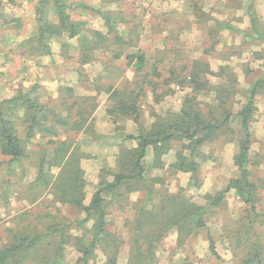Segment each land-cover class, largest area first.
<instances>
[{
    "label": "rangeland",
    "instance_id": "obj_1",
    "mask_svg": "<svg viewBox=\"0 0 264 264\" xmlns=\"http://www.w3.org/2000/svg\"><path fill=\"white\" fill-rule=\"evenodd\" d=\"M59 1L63 4L62 8H58L56 3H51L49 0L48 3L38 7L34 0H0V102L18 92L26 93L35 87L40 103L50 105L51 110L56 108L63 116L70 115L73 121L78 118L75 115L77 108L83 107L84 104L86 111L92 108L90 116H93L97 110L98 120L94 121V118L91 119L89 116L91 123L86 120L79 130L57 126L60 131L57 140L67 139L68 142H72L75 154L81 153L83 156L79 160L80 166L81 160L87 158L84 152L86 141L98 139L99 135L102 136L99 133L102 130L108 135L109 128L119 129L118 133L112 134L114 140L115 135L118 139L114 148H110L108 152L110 155L107 160L112 165L100 167L104 163L95 156L93 161L86 162L82 169L85 204L91 199L92 190L99 182L102 169L117 171L120 168L119 163L127 157L126 151L137 145V139H125L124 136H136L138 126L145 129L157 116H163L169 111H178L185 93L193 98L198 93L192 91V80L203 81L210 75L209 72L212 73L208 69L207 73L202 71L204 66L196 60L201 54L200 50L194 48V45L189 46L196 37L189 32V22L177 20L180 19L179 9L185 10L187 14L194 11L200 14L202 11V18L207 11L212 12V5L206 0H186L185 5L180 0ZM59 9L64 10L65 15L76 21L74 27L66 23L58 26L59 29L47 27L50 24H59ZM102 14L117 18L113 25L115 30L113 29L107 36H102L101 45L90 52L92 59H89L88 63H82L80 62L81 35L85 34L89 45H94L98 37L92 32L98 31L105 35L108 31L107 21ZM66 22L70 23L68 17ZM235 22L239 23L241 20ZM203 24L216 27L219 21L217 18L213 21L209 18L204 19ZM42 25L44 29L41 43H48L49 52L48 49L40 48L42 46L36 38L38 29ZM66 27L69 31H77V33L72 37L68 36V32H65ZM115 35L120 36L122 41H114ZM33 39L35 40L30 45ZM129 39L132 42L128 43ZM129 44L135 46L137 44V48L131 51L136 52L138 49L137 51L144 54L143 69L135 70L133 66L126 65L124 56L128 53L126 50L131 47ZM114 50L123 53L120 59L113 58ZM209 58L212 62V56L209 55ZM109 85L118 91L139 90L140 96L136 101L138 122L124 117L113 122L112 115L106 113V109L111 105L106 90ZM154 95L160 96L158 102L154 101ZM207 98V96H201L200 99L195 97L194 101L207 104ZM261 99L262 96L255 101L257 110L249 127L253 141L250 155L253 154L255 157L257 154L264 160V148L259 149L255 145L259 137L257 134L259 133L261 137L264 135L263 131L258 132L261 131L263 118L259 113L262 108ZM19 111L21 119L17 122L19 125L17 129L20 138L23 139L26 121L24 112ZM106 117L109 126L102 123ZM47 140V135L40 133L34 135L25 146L23 145L27 157L21 159V162H11L9 157L0 153V250L10 239L11 228H23L33 221H51L60 226L64 222L62 219H67L66 225L67 222L70 224L65 226L64 231L70 239L63 244L61 254L55 251L51 257L54 258L56 255L54 261L58 264H82L80 261L82 253L78 248L80 242L76 238H79L85 229L91 227L93 220L89 219L82 226L77 225L73 221L83 217L80 210L68 204L53 202V197L48 191L50 185L44 187L33 183L37 173L34 151H38ZM179 144L178 141H171L168 151L161 156L164 169L152 166L150 158H153V151L149 147L144 156L145 175L162 178L164 186L170 192H180L196 204L206 205L205 194L212 195L219 191L225 186L227 176L237 174L236 171L232 172L230 165L232 155L237 152V144L228 140L223 143L215 141L212 148L201 146V152L207 155L211 152L215 161L199 165L196 174L197 183L191 179L189 171L171 174L167 170L168 165L176 159L175 154L180 149ZM221 161L223 163L219 165ZM50 171L55 174L58 168L53 167ZM252 172L253 176L259 173L256 167ZM262 183L263 186L257 192L259 200L255 202L254 208L256 211L264 212V181ZM159 187L160 185L154 184L155 190ZM4 190L7 192L5 193ZM109 195L104 194V198L109 199ZM144 198L146 191L140 189L128 194L124 200L120 199V204L124 205L122 209H119L121 205L108 207V227L119 233L123 239L117 264H125L127 256L128 233L123 227V221L132 217L134 212L131 208L132 204ZM224 198V207L210 208L207 211L205 229L188 238L183 247L176 246L175 229L169 230L154 246L155 256L151 264H241L242 253L248 245L240 247L238 243L248 237L251 239L250 242L254 240V243L259 242V255L264 264V217H255L256 219L246 217L248 213H244V206L238 198L231 193H226ZM153 199L157 201L159 196L154 193ZM46 212H51L49 220L45 217ZM209 238L213 240L214 251ZM102 239L106 243V238ZM43 252V248H40L39 253ZM95 252L97 253L93 255L94 260H91L89 255L90 263L103 264L105 257L98 250ZM23 264L34 263L26 261Z\"/></svg>",
    "mask_w": 264,
    "mask_h": 264
},
{
    "label": "trees",
    "instance_id": "obj_2",
    "mask_svg": "<svg viewBox=\"0 0 264 264\" xmlns=\"http://www.w3.org/2000/svg\"><path fill=\"white\" fill-rule=\"evenodd\" d=\"M49 2L56 3L58 8L63 7L59 0H49ZM45 3H48V0L35 1L37 7ZM59 14L60 25H46L48 28L56 29L65 23L74 27L76 21H73L67 14L65 15L64 10L60 11L59 9ZM102 16L107 21L108 31L105 35L93 31L92 34L98 37L97 40L95 39L94 45H89V40L85 34L81 35L82 44L80 48L82 56L80 62L82 63H88L89 59H92L90 52L101 45L102 36H107L109 32L115 30L113 25L116 23L117 18L109 14H102ZM67 17L70 23L66 22ZM43 29V25L39 27L36 38L39 45L42 46L40 48L48 49L49 52L48 43H41ZM65 32H68L70 37L77 33V31H69L68 27L65 28ZM35 39L30 41V45L33 44ZM113 40L122 41L120 36L116 35L113 36ZM130 42H132L131 39L128 40V43ZM112 53L114 59H120L123 54L117 50L112 51ZM144 57L141 51L127 53L124 56L126 65L133 66L135 70L143 69L145 65ZM202 71L208 72L204 67H202ZM223 71L232 74L228 68H224ZM209 74L212 73L209 72ZM192 82V91L194 92L198 90H204V92L214 91L217 106L212 105V111L209 108L208 112L203 113L199 108V103L194 101V98L185 97L178 111H169L163 116H157L145 129L138 126V135L136 136L126 135L125 139H137V145L130 151H126L127 157L119 163L120 168L117 171L113 172L108 168L102 169L99 182L94 186L91 199L87 204L83 203L85 183L79 161L83 156L79 152L78 155L75 154L72 142H68L67 139L57 140L56 137L60 133L57 126L79 130L86 120L91 123L89 116L92 113V108L86 111L85 104L83 107L77 108L75 115L78 118L73 121L69 117L70 115L63 116L56 108L51 110L50 105L40 103L35 87H32L26 93L18 92L0 102V153L9 157L11 162H21V159L27 157L23 145L25 146V143L29 142L37 133L47 135L48 140L45 145L40 146L38 151H34L37 161V173L33 183L44 187L50 185L48 191L53 197V202L63 205L68 204L80 210L83 217L73 221L77 225L82 226L89 219L93 220L91 227L85 229V232L81 233L79 238H76L80 242L78 248L82 253L80 259L82 264H91L89 255L92 258L91 260H94L93 255L97 253L96 250L105 257L103 264H117L123 239L119 233L110 230L108 227V207L121 205L119 209H122L124 205L120 204V199L124 200L128 194L140 189L146 191V198L139 199L138 203L132 204L131 208L134 211L132 217L123 221V227L127 229L126 232L128 233L125 264H151L152 258L155 256L154 246L171 229L176 231V246L183 247L188 238L205 229L207 211L210 208L224 207V196L230 189L234 191L235 197L243 204L244 213H248L246 217L251 219L264 217V212L256 211L254 208L255 202L259 200L258 189L263 186L262 182L264 181L259 177L254 178L252 168L257 165L254 160L258 156L257 154H255V157L253 154L250 155L252 139L249 127L257 110L253 99L254 89L247 90L242 94V96H245L242 98L244 101L241 100L243 102L239 113L241 127L235 140L237 152L232 155L233 164L237 167V174L235 177L230 178L219 191L212 195L205 194L206 205H198L180 192H170L164 186L165 183L162 178L147 177L145 175L143 164L148 146L153 151L152 166L164 169L161 156L168 151L171 141H178L180 149L175 154V161L168 165L167 170L171 174L179 171H189L191 179L194 180V183H197L196 174L200 162L206 161L209 157L201 152V146L205 142L218 139L220 136L227 138L226 140L233 139L234 130L229 125L230 113L222 106L227 103L228 98L231 96V90L235 86L212 85L208 84V81L198 82L196 79H193ZM106 90L108 100L111 101L106 113L112 115L113 122H117L120 117L138 122L136 101L140 96L139 90L118 91L110 85ZM159 97L154 95V101L158 102ZM19 110L24 112L26 121L23 139L20 138L17 129L19 126L17 122L21 119ZM53 167L58 168L55 174L50 171ZM154 184L160 185L158 190L154 189ZM4 192L6 193L7 190H4ZM154 193L159 196V200L153 199ZM104 194H110L109 199H105ZM250 213L252 214L250 215ZM50 214L51 212L45 213L48 220ZM62 220L64 222L60 224L61 227L51 221H33L23 228H11V237L0 250V264H23L26 261H31L34 264H58L54 261L56 255L54 258L51 256L55 251L61 254L63 244L70 239L64 231L65 226L67 227L70 222H67L66 225L67 219ZM102 238H106V243ZM209 239L212 243V251H214L213 240ZM250 240V237H248L244 241L240 239L241 243H238L240 247L248 245L245 252L242 253L241 264H262L261 255H259V242L254 243L255 240L253 242H250ZM260 243H262L261 240ZM40 248H43V253H39Z\"/></svg>",
    "mask_w": 264,
    "mask_h": 264
},
{
    "label": "crops",
    "instance_id": "obj_3",
    "mask_svg": "<svg viewBox=\"0 0 264 264\" xmlns=\"http://www.w3.org/2000/svg\"><path fill=\"white\" fill-rule=\"evenodd\" d=\"M35 1L36 0H34V2ZM180 1L183 5H185L186 0ZM206 1L208 3L210 2L212 5V12L207 11L204 15L205 17L201 18V13H203L202 11L200 14H197L195 11L193 13L187 14L183 9H179L178 11V16L180 14V19L177 20L189 22V32H192V34L196 35L195 39L190 42L189 46L194 45V48L200 50L201 54L196 57L197 62L202 64L206 69L212 71V74L207 76L203 81H198V79L196 80L198 82L208 81V84L212 85L226 84L235 86L233 87V90H231V96L228 98L227 103L225 105L223 104L222 106L225 107L230 113L229 125L232 130H234L232 142L237 139L236 135L241 127L239 113L241 112V105L243 104L241 100H243L242 98L244 96H242V94L247 90L254 89V101H256L258 97L262 96V108L259 110V113L263 115V118L262 127L260 129L261 131L258 132L263 131L264 134V0ZM209 18L212 19V21L217 18L219 24L216 27H209V25L203 24V20ZM191 19L192 21L190 22ZM240 20L241 22L239 23L235 22ZM133 48H137V44L134 47L131 46L128 48L126 53H132L133 51L131 50ZM137 50L138 49H136V51ZM209 55L212 56V62H210ZM224 68H228L232 74L226 73L224 71L222 72ZM197 92L198 93L195 95L196 99H200L201 96L208 97V105L202 103L199 104V108H201L203 113L208 112L209 108H211L210 111H212V105L217 106V100H215L216 97L214 95V91L204 92V90H198ZM185 94L182 96V102L185 97H191L190 94ZM96 111L93 116H91V119L93 117L94 121L98 120ZM107 121L108 118L106 117L102 123L105 126H109ZM118 132L119 129L116 127L113 129L109 128V136L107 133H105V135L104 130H102L99 132L102 136L99 135L98 139L86 141L87 143L84 146L85 150H83L86 152L87 158H83L81 160L82 169L84 168L85 163H88L90 160L93 161L92 159L93 157L95 158V156H98L100 161L104 163V165L100 167L112 165L107 160L108 156L110 155L108 152L110 148H114L116 139H118V136L115 135L116 139L114 140L112 134H116ZM258 134L257 136L259 137L255 145L257 148L263 149L264 135L261 137V135ZM226 139L227 138L220 136L218 139H215L212 142H205L202 146L212 148V145L215 143V141H220L223 143L224 141H228ZM252 144L253 141H251V146ZM149 147L150 146H148V148ZM208 156V159L206 161H201L200 164H205L207 162L212 163L215 157L212 156L211 152ZM150 160L152 163L153 158L151 157ZM254 161L257 163V165L253 168L256 167L259 172L257 176H254V178L259 177L264 179V160L260 156ZM222 163L223 161H221L219 165ZM230 165L232 167V172L236 171L237 173V167L233 164V160H231ZM235 176L236 174L227 176L225 178V185L230 178ZM226 193H231V195L235 197L234 191H232V189Z\"/></svg>",
    "mask_w": 264,
    "mask_h": 264
}]
</instances>
